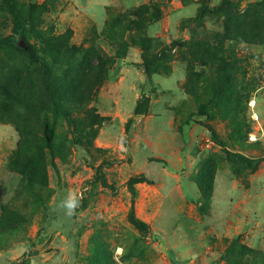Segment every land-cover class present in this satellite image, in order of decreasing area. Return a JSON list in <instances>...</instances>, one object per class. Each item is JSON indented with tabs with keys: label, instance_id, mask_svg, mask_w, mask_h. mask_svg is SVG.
Returning <instances> with one entry per match:
<instances>
[{
	"label": "rangeland",
	"instance_id": "374dc122",
	"mask_svg": "<svg viewBox=\"0 0 264 264\" xmlns=\"http://www.w3.org/2000/svg\"><path fill=\"white\" fill-rule=\"evenodd\" d=\"M223 1L0 0V264H264V44Z\"/></svg>",
	"mask_w": 264,
	"mask_h": 264
},
{
	"label": "trees",
	"instance_id": "16d2710c",
	"mask_svg": "<svg viewBox=\"0 0 264 264\" xmlns=\"http://www.w3.org/2000/svg\"><path fill=\"white\" fill-rule=\"evenodd\" d=\"M208 11L224 15L226 18L225 35L227 38L249 44H264V0L249 5L244 10H240L232 0H224L217 7L211 9L202 8L200 13L202 14ZM20 35L25 37L23 31H20ZM26 52L32 62L44 63L34 46L28 44ZM261 161L258 160L256 165ZM142 183H149L148 178L143 176L131 178L128 185L133 190L136 185ZM103 185L106 188L114 189L113 185L109 184L106 178L103 179ZM203 195L206 199L210 198L209 193L205 189L203 190ZM131 221L140 230L146 231L149 229L148 225L136 218L135 215L131 216Z\"/></svg>",
	"mask_w": 264,
	"mask_h": 264
},
{
	"label": "clouds",
	"instance_id": "9594fccd",
	"mask_svg": "<svg viewBox=\"0 0 264 264\" xmlns=\"http://www.w3.org/2000/svg\"><path fill=\"white\" fill-rule=\"evenodd\" d=\"M79 206V200L75 196H69L62 202V207L65 210L66 215L72 216L75 213L76 208Z\"/></svg>",
	"mask_w": 264,
	"mask_h": 264
}]
</instances>
